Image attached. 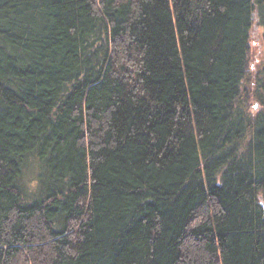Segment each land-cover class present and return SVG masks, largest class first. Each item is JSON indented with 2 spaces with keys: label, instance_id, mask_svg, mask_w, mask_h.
Wrapping results in <instances>:
<instances>
[{
  "label": "trees",
  "instance_id": "obj_1",
  "mask_svg": "<svg viewBox=\"0 0 264 264\" xmlns=\"http://www.w3.org/2000/svg\"><path fill=\"white\" fill-rule=\"evenodd\" d=\"M256 31L264 0H0V264H264Z\"/></svg>",
  "mask_w": 264,
  "mask_h": 264
},
{
  "label": "rangeland",
  "instance_id": "obj_2",
  "mask_svg": "<svg viewBox=\"0 0 264 264\" xmlns=\"http://www.w3.org/2000/svg\"><path fill=\"white\" fill-rule=\"evenodd\" d=\"M249 61L250 62L248 64L247 72V77L249 80H247V84L245 85V88L248 93H250L251 91L253 92L254 90L253 79H255L256 76L259 75L258 73L261 70H264V44L258 31L254 32L253 36L251 37L249 48ZM246 99L248 100L250 109L253 112H256L261 109V105L254 98H252V96H248V98Z\"/></svg>",
  "mask_w": 264,
  "mask_h": 264
}]
</instances>
